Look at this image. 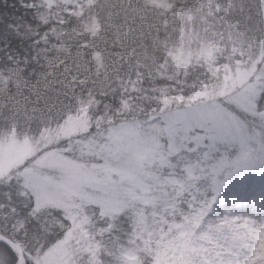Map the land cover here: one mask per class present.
I'll use <instances>...</instances> for the list:
<instances>
[{"label":"clouds","instance_id":"1","mask_svg":"<svg viewBox=\"0 0 264 264\" xmlns=\"http://www.w3.org/2000/svg\"><path fill=\"white\" fill-rule=\"evenodd\" d=\"M28 7L31 58H0V157L19 153L0 171V264L250 259L264 194L224 192L264 181V0ZM74 172L99 178L92 198Z\"/></svg>","mask_w":264,"mask_h":264},{"label":"trees","instance_id":"2","mask_svg":"<svg viewBox=\"0 0 264 264\" xmlns=\"http://www.w3.org/2000/svg\"><path fill=\"white\" fill-rule=\"evenodd\" d=\"M34 3L35 0H23V2L21 0H0V58L6 60V53L13 56L19 53L21 57L28 55L31 58L29 41L18 35L16 30L25 31L26 23L31 22L33 14L32 8L28 5ZM235 187L239 193L246 195L247 200L257 193L264 194V181L249 179L242 186L235 185ZM4 191L7 190L0 189V203L7 200L3 194ZM12 198L16 199L14 191ZM0 246H3L1 241Z\"/></svg>","mask_w":264,"mask_h":264},{"label":"rangeland","instance_id":"3","mask_svg":"<svg viewBox=\"0 0 264 264\" xmlns=\"http://www.w3.org/2000/svg\"><path fill=\"white\" fill-rule=\"evenodd\" d=\"M153 2L162 3V0H153ZM94 27L98 28L99 26L95 25ZM96 55L98 58L100 57L99 53H97ZM217 119H220V118L217 117ZM170 131L175 133L176 130L173 128V129H170ZM199 131L203 133V129H199ZM18 155H19L18 150L10 147L6 155L3 157H0V171L3 170V164L5 160L7 164L10 166L12 163H14L18 159ZM81 186H87V191L85 195H87L89 198H92L91 197L92 189L100 187L101 181L99 180V178L95 176H91V175L82 176L74 172L73 173V183L70 186V190L78 191ZM103 187H104V190H108V185L105 184L103 185ZM221 191H223V189H221ZM224 195L228 197H236L240 200L247 201L246 195H242L241 193H239L235 185L232 188H230L227 192H224ZM105 204L112 207L115 210L116 205L118 204V201L116 200L105 201ZM258 240H259V243L254 249V255L250 259L242 262V264H264V231L259 233Z\"/></svg>","mask_w":264,"mask_h":264},{"label":"water","instance_id":"4","mask_svg":"<svg viewBox=\"0 0 264 264\" xmlns=\"http://www.w3.org/2000/svg\"><path fill=\"white\" fill-rule=\"evenodd\" d=\"M2 242V241H1ZM11 243V242H10Z\"/></svg>","mask_w":264,"mask_h":264}]
</instances>
